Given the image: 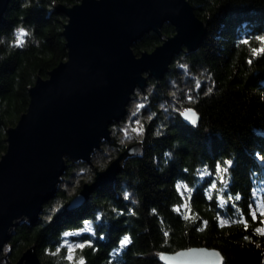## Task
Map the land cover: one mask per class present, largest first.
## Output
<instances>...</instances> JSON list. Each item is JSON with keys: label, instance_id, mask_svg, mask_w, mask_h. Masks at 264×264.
<instances>
[{"label": "trees", "instance_id": "obj_1", "mask_svg": "<svg viewBox=\"0 0 264 264\" xmlns=\"http://www.w3.org/2000/svg\"><path fill=\"white\" fill-rule=\"evenodd\" d=\"M190 1L207 21L206 38L198 49L176 56L160 82L152 79L161 87L178 71L176 61H187L190 76L203 79L197 86L192 82L193 96L187 100L201 114L199 123L188 124L179 109L172 122L164 123L167 112L155 103L168 100L167 86L151 96L148 108L158 116L148 121L145 151L127 157L116 180L69 208L83 182L95 174L94 163L80 160L93 167V174L75 191L60 187L36 222L15 226L8 242L10 264L33 245L44 264H165L161 252L195 247L218 250L224 264H264V235L255 231L264 229V0ZM55 3L11 0L0 22V157L7 150L8 128L29 107L30 87L40 70L48 76L51 66L68 56L63 35L68 17ZM20 27L26 30L22 44L14 39ZM162 32L173 35L175 26L166 22ZM162 41L150 31L134 50H153ZM113 137L98 150L112 145L114 153L95 161L100 168L127 144ZM228 160L233 163L225 173ZM78 164L69 160L64 179ZM250 210H257L255 221ZM87 223L92 229L79 232ZM67 234L84 245L71 259ZM125 236L130 242L123 246Z\"/></svg>", "mask_w": 264, "mask_h": 264}, {"label": "water", "instance_id": "obj_2", "mask_svg": "<svg viewBox=\"0 0 264 264\" xmlns=\"http://www.w3.org/2000/svg\"><path fill=\"white\" fill-rule=\"evenodd\" d=\"M10 1L0 0V22ZM55 8L68 17L63 30L68 56L51 66L48 76L40 70L30 87L29 107L8 128L7 150L0 157V262L20 220L36 222L57 195L69 160L96 166L93 179L84 181L71 199L69 208H75L116 180L127 157L145 151L140 137L103 168L93 158L105 140H114L112 124L129 113L134 94L146 91L152 78L160 82L174 58L198 49L208 30L190 0H80L72 5L56 0ZM166 22L175 26L173 35L162 32ZM150 31L163 41L138 54L134 44ZM185 111L194 112L199 123L195 107L181 112L190 124ZM213 254L216 264H223L224 256L206 247L159 257L165 264H201L200 256ZM16 264L44 263L33 245Z\"/></svg>", "mask_w": 264, "mask_h": 264}, {"label": "rangeland", "instance_id": "obj_3", "mask_svg": "<svg viewBox=\"0 0 264 264\" xmlns=\"http://www.w3.org/2000/svg\"><path fill=\"white\" fill-rule=\"evenodd\" d=\"M21 31L26 33V30L20 27V29L17 30L16 33L17 35L14 36V39L16 38L15 40H22L25 37V35L24 36L20 35ZM189 66L190 64L187 61H182L180 59L177 60L175 67L178 69V71L177 70L175 71L176 72L175 75L169 77L166 76V79L164 81L165 84L161 85V87L159 86L157 87L153 78L151 79L150 84L148 85L146 91L138 90L135 93L136 95L134 94V97L129 104V113L121 121L112 124L113 136L117 138V140L120 142L121 145L126 143L129 144L140 137H145L148 130V121L154 122L155 118L158 116V114L152 113L153 109L148 108V106L150 105L149 103H151V96L155 97V95L161 94L162 92H164L166 86H167L166 92L169 96L168 100H161L158 102L156 101L155 103L157 106L161 105L163 107V111L165 108V111L167 112L164 123L172 122L171 120L172 115L175 116V112L177 109H179V111L182 112L185 108L189 107L187 105L188 103L187 100H190V98L193 96L192 82L195 81L197 86V84L200 81H203V79H200L199 76L193 72H192L193 75H191L192 77L190 76L191 71L188 70ZM179 93H182L185 96L186 100L184 101L179 100L180 99L178 96ZM156 124H158V122H156ZM105 141L108 142V140ZM105 141L103 142L102 146L106 144ZM112 154H114L112 145L109 146L106 145L105 148L103 147V150L100 153L96 151L93 158L95 161L101 159L104 155H106L108 158L109 157L112 158L113 157ZM72 162L73 163L76 162V164H78L80 163V160L72 161ZM78 167L79 168L75 167V169L72 170L70 176L67 179H64L65 178L64 176L68 172L70 166L67 172L63 175L64 178L60 183V187H63L65 191L68 193L71 191H75L76 187L80 185L84 179H89L90 174H93L94 172L93 167H89L88 164L85 165L78 164ZM219 168H221L220 164H219ZM219 171L217 173H219ZM223 174L224 173H222L221 175L222 178H223ZM213 184H215V182ZM54 209L55 207L53 206L52 210ZM24 220L26 219H21L20 222ZM92 227H93L92 223H87V226H84V229L79 230V232L85 229L90 230L92 229ZM64 239H65L64 244H66L68 248V253H69L68 256L73 258L75 256L74 255L75 250L81 244V241L76 240L75 238H70L69 234H67ZM10 255H11L10 246L9 244H6L5 251L2 256L0 264H10V259H11ZM16 262L14 264H16ZM224 263L225 260L223 261V264Z\"/></svg>", "mask_w": 264, "mask_h": 264}, {"label": "snow or ice", "instance_id": "obj_4", "mask_svg": "<svg viewBox=\"0 0 264 264\" xmlns=\"http://www.w3.org/2000/svg\"><path fill=\"white\" fill-rule=\"evenodd\" d=\"M20 35L21 36H24L25 35V33L23 32V31H21L20 32ZM22 40H18L17 41V43L18 44H22ZM257 50H253V52L255 53ZM260 51H264V49H260ZM182 115H183V117L190 123V124H192V125H195L196 123H197V117H196V115H195V113L194 112H190V111H185V112H183L182 113ZM232 163H233V161L232 160H228L227 162H226V167H224L223 169H222V171L223 172H227L228 171V168L232 165ZM217 170L219 171L220 170V168H219V164L217 165ZM221 179H223V178H221ZM224 183H226V181H224ZM212 187L213 188H215V184H213L212 185ZM241 197L238 195L237 196V200H239ZM257 207V209H259V205H257L256 206ZM250 216L252 217V219L255 221V219H256V217H257V210H250ZM260 215L262 216V217H264V210H261L260 211ZM241 219H243L242 217H241ZM260 223L261 224H264V220H261L260 221ZM246 226V225H245ZM255 231L258 233V234H260V235H264V229H261V228H259V227H257L256 229H255ZM129 238L127 237V236H125V237H123L122 238V241H121V244L123 245V246H126V245H128L129 244ZM84 245L83 244H81V245H79V247H83ZM69 259H71V257H69ZM81 264H83V262L81 261Z\"/></svg>", "mask_w": 264, "mask_h": 264}, {"label": "bare ground", "instance_id": "obj_5", "mask_svg": "<svg viewBox=\"0 0 264 264\" xmlns=\"http://www.w3.org/2000/svg\"><path fill=\"white\" fill-rule=\"evenodd\" d=\"M216 260H217V255L215 254H213L212 256H206V255H204L203 257L200 256V258L198 259V261L201 264H216L217 263ZM220 263H222V260H220ZM197 264L199 263L197 262Z\"/></svg>", "mask_w": 264, "mask_h": 264}]
</instances>
